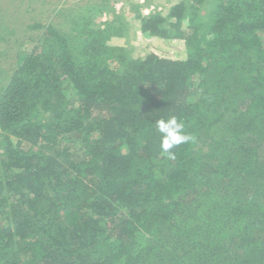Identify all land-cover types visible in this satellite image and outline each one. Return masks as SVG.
<instances>
[{"label":"trees","instance_id":"obj_1","mask_svg":"<svg viewBox=\"0 0 264 264\" xmlns=\"http://www.w3.org/2000/svg\"><path fill=\"white\" fill-rule=\"evenodd\" d=\"M204 2L134 7L139 58L124 17L90 26L110 12L94 1L16 53L0 86V264H264V0H213L197 23ZM171 116L190 137L175 158L156 127Z\"/></svg>","mask_w":264,"mask_h":264},{"label":"rangeland","instance_id":"obj_2","mask_svg":"<svg viewBox=\"0 0 264 264\" xmlns=\"http://www.w3.org/2000/svg\"><path fill=\"white\" fill-rule=\"evenodd\" d=\"M46 0H0V12H7L10 16H5L4 20L0 22V49L3 53L0 54V86L3 87L11 74V70L16 65V53L22 54L26 52L33 46L30 39L35 38V40L44 32V30H31L30 26L33 25L34 17L28 16V13L24 11L22 14V9L29 6V3L35 8H39L40 5H45ZM75 5L70 6L69 0H62L63 4L59 8L65 9L63 18L56 22L61 28H57L59 31L67 34L71 32L72 24L76 23L73 21L74 18L87 17L85 10L89 5L101 3L103 6L108 7L110 12H105L100 16H97L94 21H91L90 26L94 29L99 30H110L112 28L122 29L120 21L116 20L115 15L119 18H123L126 21L125 28L122 29L123 33V43L127 46V50L130 52V57L139 58L144 56L148 46V40L140 35L139 27L140 22L135 14V8H139L141 14L147 15L153 9L160 12L165 16L170 8L176 5L181 0H71ZM213 0H206L201 4L200 11L195 22H200L202 18L207 15V11L211 10L215 6L212 4ZM9 6L18 12H14ZM135 7V8H134ZM134 8V9H133ZM10 10V11H9ZM12 11V13H11ZM71 11V13H70ZM76 14L72 17V15ZM211 12V11H210ZM30 17V18H29ZM121 18V19H122ZM77 20V19H76ZM44 23V20H42ZM35 24V23H34ZM56 26V25H55ZM8 31L16 33L15 37H12ZM3 39V40H1ZM144 42H142L143 40ZM0 50V51H1ZM15 53V54H14ZM148 237L143 234H137L136 242L142 245L147 242Z\"/></svg>","mask_w":264,"mask_h":264},{"label":"crops","instance_id":"obj_3","mask_svg":"<svg viewBox=\"0 0 264 264\" xmlns=\"http://www.w3.org/2000/svg\"><path fill=\"white\" fill-rule=\"evenodd\" d=\"M45 5H40L39 8H35V6H32L29 3V6L22 9V14H24V11L28 13V16H32L34 17L33 23H39L40 26H42V29L39 30H43L45 29V27H54L56 28V30L59 32L60 35H63L62 31H59L57 28H61V24L60 26L58 24H56V22H59L64 15V10L62 8H59L60 5L63 4L62 0H46ZM69 5L73 6L75 5L74 2H72L71 0H69ZM10 9H13L9 6ZM10 11V10H9ZM14 12H18L15 9H13ZM12 13V11H11ZM71 13V11H70ZM76 14V12L72 15V17ZM5 16H10L7 12H0V20L1 22L4 20V18H6ZM30 18V17H29ZM77 19V18H76ZM76 19L74 18L73 21H76ZM42 20H44L45 22H48L47 24L44 23ZM56 25V26H55ZM59 26V27H58Z\"/></svg>","mask_w":264,"mask_h":264},{"label":"clouds","instance_id":"obj_4","mask_svg":"<svg viewBox=\"0 0 264 264\" xmlns=\"http://www.w3.org/2000/svg\"><path fill=\"white\" fill-rule=\"evenodd\" d=\"M156 127L161 136L162 151L167 153L169 158H175L170 150L190 139L185 133L184 124L176 116H171L167 120H158Z\"/></svg>","mask_w":264,"mask_h":264}]
</instances>
